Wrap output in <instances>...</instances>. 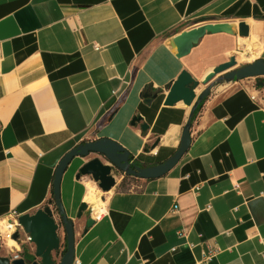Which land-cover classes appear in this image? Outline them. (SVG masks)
I'll return each mask as SVG.
<instances>
[{
    "label": "crops",
    "instance_id": "obj_1",
    "mask_svg": "<svg viewBox=\"0 0 264 264\" xmlns=\"http://www.w3.org/2000/svg\"><path fill=\"white\" fill-rule=\"evenodd\" d=\"M241 22L264 61V0H0V219L45 208L58 165L86 143L111 140L146 168L172 157L190 110L164 106L171 86L183 71L201 83L241 37L207 34L181 59L171 41ZM251 80L212 83L182 160L128 192L118 174L99 216L77 217L93 182L77 176L96 156L72 161L61 202L73 264H264V88ZM20 241L1 256L36 261Z\"/></svg>",
    "mask_w": 264,
    "mask_h": 264
},
{
    "label": "water",
    "instance_id": "obj_2",
    "mask_svg": "<svg viewBox=\"0 0 264 264\" xmlns=\"http://www.w3.org/2000/svg\"><path fill=\"white\" fill-rule=\"evenodd\" d=\"M241 38L249 37V27L241 22L236 27L234 24H205L187 31L171 41L174 55L178 58L188 56L192 49L207 35L227 34L234 36L235 29ZM236 57L229 58V61L216 68L205 80L201 82L204 88L199 94L197 90L201 86L187 71H183L176 82L171 86L165 99L164 106L174 107L182 103L188 110L190 116L183 130L178 150L172 157L164 163L149 168H131L129 164L130 154L117 143L100 139L96 142H89L77 147L67 154L58 165L53 182V193L55 208L45 207L38 210L33 215H23L18 218V223L22 227L25 235L29 238L30 244L35 247L34 257L36 261H29L23 258H9L0 256V264H73L75 231L74 223L70 221L61 202V182L63 175L75 158H88L96 156L86 163L79 171L77 180L83 177L90 178L103 193L111 192L117 186V175H131L141 180L158 179L169 173L189 151L191 146V122L198 105L210 97L211 86L214 81L232 84L235 82L264 78V61L256 60L252 64H247L238 68ZM257 87L264 88V83L260 81ZM158 95L145 94V101L150 104ZM140 118H135L132 125L140 123ZM142 131H147L146 125L141 126ZM107 163V164H105ZM88 211V205L83 203L78 212V219ZM94 225V220L89 218L86 222L87 228ZM64 230L67 243L66 252L61 254L60 261L55 259V255L60 253L62 242L58 234L60 229ZM18 235L14 240H18Z\"/></svg>",
    "mask_w": 264,
    "mask_h": 264
},
{
    "label": "bare ground",
    "instance_id": "obj_3",
    "mask_svg": "<svg viewBox=\"0 0 264 264\" xmlns=\"http://www.w3.org/2000/svg\"><path fill=\"white\" fill-rule=\"evenodd\" d=\"M261 47V44H259L256 39L248 41L246 38H240V52H237L236 54L237 64H248L256 61L261 54ZM101 194H103V192H100L98 186L95 183H93L92 181L86 182L85 201L87 204L92 206L94 214L98 216L100 214H103L106 207V203L101 199ZM7 248L9 250H13L14 248L19 249V246L14 241L9 240L7 242Z\"/></svg>",
    "mask_w": 264,
    "mask_h": 264
},
{
    "label": "built area",
    "instance_id": "obj_4",
    "mask_svg": "<svg viewBox=\"0 0 264 264\" xmlns=\"http://www.w3.org/2000/svg\"><path fill=\"white\" fill-rule=\"evenodd\" d=\"M18 218L19 216L15 212H12L8 218L0 219V245H4L6 249H8L7 242L9 240L19 245L22 237H25L26 243L31 245L29 238L25 235L22 227L18 223ZM16 234L19 236L17 241L14 240Z\"/></svg>",
    "mask_w": 264,
    "mask_h": 264
},
{
    "label": "trees",
    "instance_id": "obj_5",
    "mask_svg": "<svg viewBox=\"0 0 264 264\" xmlns=\"http://www.w3.org/2000/svg\"><path fill=\"white\" fill-rule=\"evenodd\" d=\"M143 94H144V95H145V94H149V93H147V89L144 91ZM206 100H207V99H206ZM206 100H204L203 102H201V103L198 105V107L196 108V110H195V112H194L192 118L190 119L191 127H192L193 123L196 121L198 115L201 113L202 108H203V105H204V103L206 102ZM129 164L131 165V168L134 169V170H136V169H138V168H140V169H142V168H146V167H141V166H139V165L137 164V162H135V161L133 162V158H132L131 155H130V159H129ZM138 180H139V179L136 178V177H134V176H131V175H128V176H127V175H124L123 180H122V182H121V184H120V186H119V190H120V191H123V192H128V191H130L131 188H132V182H136V181H138ZM49 204H50V205H51V204H54V208H55L54 194L52 195L50 201L48 202V204H47L45 207H48ZM66 249H67V243H66V241H64V251H63V253L66 252ZM29 261H31V260H29ZM32 262H33V261H32Z\"/></svg>",
    "mask_w": 264,
    "mask_h": 264
},
{
    "label": "rangeland",
    "instance_id": "obj_6",
    "mask_svg": "<svg viewBox=\"0 0 264 264\" xmlns=\"http://www.w3.org/2000/svg\"><path fill=\"white\" fill-rule=\"evenodd\" d=\"M243 65H245V64H240V65H238V66H243ZM251 81H254V82H258V81H262V82H264V78H260V79H256V80H251ZM213 84H216V82L214 81L213 82ZM212 84V85H213ZM200 85H201V83H200ZM204 88L205 87H203L202 85L199 87V89H198V94L202 91V90H204ZM100 190V189H99ZM100 192H102L101 190H100ZM104 198H105V195L104 194H101V199L102 200H104ZM87 204V203H86ZM88 205V208L90 209V207H92L91 205H89V204H87ZM87 213H85V215H86ZM95 215V214H94ZM95 216H97V215H95ZM58 234H59V236H60V238H61V242H62V247H61V250H60V253H58V254H56L55 255V259L57 260V261H60V259H61V254H62V252H63V250H64V239H65V234H64V230L61 228L60 230H59V232H58ZM19 245H20V243H19ZM23 246H24V249L26 250V248H28V246H29V244H27V243H25V244H23ZM7 252H8V249H6L5 247H4V245H0V256L1 255H5V254H7Z\"/></svg>",
    "mask_w": 264,
    "mask_h": 264
},
{
    "label": "flooded vegetation",
    "instance_id": "obj_7",
    "mask_svg": "<svg viewBox=\"0 0 264 264\" xmlns=\"http://www.w3.org/2000/svg\"><path fill=\"white\" fill-rule=\"evenodd\" d=\"M264 83V82H263Z\"/></svg>",
    "mask_w": 264,
    "mask_h": 264
}]
</instances>
